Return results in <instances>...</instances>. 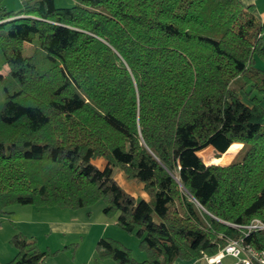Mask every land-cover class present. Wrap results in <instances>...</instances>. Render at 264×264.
Returning <instances> with one entry per match:
<instances>
[{"label": "trees", "instance_id": "trees-1", "mask_svg": "<svg viewBox=\"0 0 264 264\" xmlns=\"http://www.w3.org/2000/svg\"><path fill=\"white\" fill-rule=\"evenodd\" d=\"M3 3L0 212L102 201L147 254L138 262L101 238L96 255L114 264L193 261L232 239L264 249V231L246 229L264 222V70L256 66L264 27L255 5L24 0L8 11ZM236 143L241 150L222 163ZM209 147L215 157L204 162ZM117 170L143 183L149 199L122 189ZM36 243L15 234L6 264L55 254Z\"/></svg>", "mask_w": 264, "mask_h": 264}, {"label": "crops", "instance_id": "crops-1", "mask_svg": "<svg viewBox=\"0 0 264 264\" xmlns=\"http://www.w3.org/2000/svg\"><path fill=\"white\" fill-rule=\"evenodd\" d=\"M23 1L24 0H5L4 6L6 10L16 11L17 9H21ZM241 2L245 7L255 5L256 9L253 13L262 22L264 27V0H241ZM104 164L105 163L102 162V165ZM114 176L121 188L126 190L135 198L143 200L149 199L148 194L144 191L143 183H131L125 176L124 172L120 170H117ZM12 208L9 209L10 212L13 213L11 218L14 219V222L19 227L20 232H23L28 237H35L38 242L40 237L44 236L42 233H45V235L48 236L46 237L48 239L53 237V240L50 239V241L47 242V246L42 248L44 251L53 252L60 250L68 243L65 242V239H77L78 248L74 252V261H71V256H69L70 252H66L65 254L61 253L55 258L53 257L44 260L43 264H114L113 261H101L96 259L97 255L95 254V244L97 243L96 241L105 235V231L103 233L101 232L99 234H95L90 228L91 225L87 222L80 223L78 222V219H69L70 217L64 220L60 218V216L66 217L67 214L70 215L69 211L61 210L56 206H16L15 208ZM2 215L3 214L0 212V220L3 218ZM50 215L55 216L51 217L49 221L44 220L46 219L45 217H49ZM85 236L86 238L84 239ZM79 238H81V240L78 241ZM1 247L0 264H6L9 259L8 257H11L14 252L11 249L8 251L7 245H2ZM7 254L9 256H7ZM61 258H63V260ZM173 264H182V261L177 260Z\"/></svg>", "mask_w": 264, "mask_h": 264}, {"label": "rangeland", "instance_id": "rangeland-1", "mask_svg": "<svg viewBox=\"0 0 264 264\" xmlns=\"http://www.w3.org/2000/svg\"><path fill=\"white\" fill-rule=\"evenodd\" d=\"M4 2H5V0H4ZM56 5L58 7H67L68 8V7H71L72 5H74V0H56ZM16 11H19V9H17ZM25 53L26 54L29 53V49H26ZM4 62H5L4 56H3L2 51L0 50V74H6L8 71V68ZM256 66L258 68L264 70V61H262L261 59H258ZM5 95L6 94H5V91L3 89L2 82L0 80V112L4 106V103H5L4 102L5 101ZM260 99L262 101L261 105L264 106V96H260ZM242 147H243V145L241 143L233 144L232 148L221 158L222 163L229 165L232 162V160L234 159V157L241 150ZM199 155L201 156V159L205 162V158H207L208 156H214L215 157V151L212 147H209V148L201 151V153ZM102 162H104V161L98 160L96 164L102 165ZM221 166H227V165H221ZM15 207L16 206H14L13 208H15ZM35 207H37V206H35ZM48 207H50V206H48ZM56 207H58V206H56ZM104 207H105V205H104V202H102V201L97 202V204H95L91 207L81 208V209H77V210L59 207L61 210H66V211H69V213H70V215L67 214L66 217L60 216V218L64 220V219H68L70 217L69 219H71V218L78 219L79 220L78 222H80V223L81 222H87L91 225L90 228L92 229L93 233L99 234V233H101V232L103 233L105 231V235H103V237H101V238L114 239L115 241H118L119 243H121L124 247L128 248L129 251H131L130 253L132 254V257L136 261L143 262L144 260H146L147 254L144 251H142V249L140 248L139 238L135 234H130V233L126 232L125 230H123L122 228H120L116 222V216L105 215V213L103 211ZM8 211H9V213H2L1 212V214H3L2 215L3 218H2V220H0V247L2 245H7L8 251L11 249L14 252V254L11 257H8L9 259L6 263L13 260L14 259L13 257L16 256V253H17L16 248L13 245H11V241H12L13 236L17 233L24 234L23 232H20L19 227L14 222V219L11 218L13 213L10 212L9 209H8ZM54 216L55 215H50L49 217H45L46 219H44V220L49 221L50 218L54 217ZM44 220H42V221H44ZM42 234L44 236L40 237L39 242L36 240L35 237H28L26 234H24V235L26 237H28L29 239H34L37 242L36 244H37L38 248L41 251H44V249H42V248H44V246H47V242H49L50 239L53 240V237L48 239V238H46L48 236L45 235V233H42ZM81 236H83V235H81ZM85 238H86V236L84 237V239ZM79 240H81V238H79L78 241ZM65 242H68L66 244V246H64L60 250L53 251V253H55V254L52 256H47L46 259L53 258V257L55 258L56 256L60 255L61 253L65 254L66 252H70L69 256H71V261H72L75 258L74 252L78 248L77 239L72 240L71 238H69V239H65ZM96 244H95V251H96ZM45 252H52V251H45ZM7 256H9V255L7 254ZM61 259L63 260V258H61ZM96 259L101 260V261H106V260L113 261L110 258H105V259L99 258L98 255H97ZM204 262L205 261H202V260H200V261L195 260L193 262L182 261V264H205ZM69 263H70V261H69ZM72 263H74V262H72Z\"/></svg>", "mask_w": 264, "mask_h": 264}, {"label": "built area", "instance_id": "built-area-1", "mask_svg": "<svg viewBox=\"0 0 264 264\" xmlns=\"http://www.w3.org/2000/svg\"><path fill=\"white\" fill-rule=\"evenodd\" d=\"M247 231H264V222L254 219L246 227ZM205 264H264V249L255 248L244 240H230L224 248L215 255H205L196 261Z\"/></svg>", "mask_w": 264, "mask_h": 264}]
</instances>
